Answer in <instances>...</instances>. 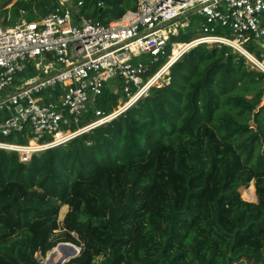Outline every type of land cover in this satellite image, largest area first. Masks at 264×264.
Segmentation results:
<instances>
[{
    "label": "trees",
    "instance_id": "1",
    "mask_svg": "<svg viewBox=\"0 0 264 264\" xmlns=\"http://www.w3.org/2000/svg\"><path fill=\"white\" fill-rule=\"evenodd\" d=\"M135 3L82 0L81 9L107 23ZM57 5L0 0V23L36 20ZM168 77L28 162L0 149V264H40L37 252L50 250L47 262L61 247L69 258L74 248H52L58 241L80 247L64 264H264V75L228 46L199 44ZM119 97L105 87L96 107L109 112ZM252 180L257 203L238 190Z\"/></svg>",
    "mask_w": 264,
    "mask_h": 264
},
{
    "label": "built area",
    "instance_id": "2",
    "mask_svg": "<svg viewBox=\"0 0 264 264\" xmlns=\"http://www.w3.org/2000/svg\"><path fill=\"white\" fill-rule=\"evenodd\" d=\"M81 7L82 0H59L36 20L0 24V149L22 162L167 84L168 69L161 83L156 76L199 44L228 46L264 75V0H136L135 9L107 23ZM180 32L192 35L172 42ZM30 70L36 74L27 76ZM105 87L120 94L109 112L96 107Z\"/></svg>",
    "mask_w": 264,
    "mask_h": 264
},
{
    "label": "rangeland",
    "instance_id": "3",
    "mask_svg": "<svg viewBox=\"0 0 264 264\" xmlns=\"http://www.w3.org/2000/svg\"><path fill=\"white\" fill-rule=\"evenodd\" d=\"M10 5V4H9ZM8 5V6H9ZM196 23H199V19H197L196 18ZM1 24V23H0ZM2 25V24H1ZM34 74H36V72L35 71H29L28 72V74H27V76H31V75H34ZM160 83H161V80H160ZM0 94H2V93H0ZM13 141H16V142H19L18 140H14L13 139ZM250 190V189H253V191H254V197L252 198V197H249L248 195H246L245 193H244V190ZM238 190H239V192H240V194H241V197L243 198V199H245V200H247V201H252V202H254V203H256L255 202V200H256V193H255V186H254V180H252L250 183H249V186L248 187H243V186H241V187H239L238 188ZM68 208H66V206H64V205H62L61 207H60V209H59V214H58V218H59V220L61 221L63 218H64V215L66 214V210H67ZM63 230L62 229H57V230H55V232H54V236L53 237H57L58 235H60V233L62 232ZM61 242H66V241H58L57 243H56V245L58 244V243H61ZM73 244V243H72ZM55 245V246H56ZM75 245V244H74ZM55 246H53V247H55ZM78 249H79V246H77V245H75ZM52 247V248H53ZM49 253V252H48ZM46 256H47V253L44 255V256H42L39 252H37V254H36V258L39 260V262H40V264H48L47 262H44V259L46 258ZM68 258V257H67Z\"/></svg>",
    "mask_w": 264,
    "mask_h": 264
},
{
    "label": "bare ground",
    "instance_id": "4",
    "mask_svg": "<svg viewBox=\"0 0 264 264\" xmlns=\"http://www.w3.org/2000/svg\"><path fill=\"white\" fill-rule=\"evenodd\" d=\"M127 18V15H126V17L124 18V20ZM167 67H165V68H163L161 71H160V73L156 76L157 77V80H156V82L158 81V80H160V79H162V77H163V75H165L166 73H167ZM70 252V250L69 249H67L66 247H61L60 249H59V251L57 252V253H55V254H53V255H51L50 256V258H49V260H48V264H59L60 262H61V259L63 258V256L65 255V254H67V253H69ZM47 256H48V254H47ZM47 256H46V258L45 259H47ZM71 257V256H70ZM69 257V258H70ZM69 258H65V260H67V259H69Z\"/></svg>",
    "mask_w": 264,
    "mask_h": 264
},
{
    "label": "water",
    "instance_id": "5",
    "mask_svg": "<svg viewBox=\"0 0 264 264\" xmlns=\"http://www.w3.org/2000/svg\"><path fill=\"white\" fill-rule=\"evenodd\" d=\"M13 113H14V111H13ZM243 187H246V186H243ZM247 187H248V186H247ZM244 200H245V199H244ZM246 201H247V200H246ZM249 202H252V201H249ZM255 202H256V203L258 202L257 195H256V200H255ZM64 206H66V208H68V205H64ZM67 211H68V209L66 210V212H67ZM64 216H65V215H64ZM61 243H69L68 246L74 248L73 254L71 255L70 258L75 257L76 255L79 254V252H80V247H79V249H78L74 244H72V243H70V242H61ZM61 243H58L56 246L61 245ZM56 246H55V247H56ZM53 248H54V247H53ZM49 251H50V250H49ZM49 251H48V252H49ZM48 252H47V254H48ZM70 258H69V259H70ZM69 259H67V260L63 259V260H61V262H60L59 264H64V263L67 262Z\"/></svg>",
    "mask_w": 264,
    "mask_h": 264
}]
</instances>
